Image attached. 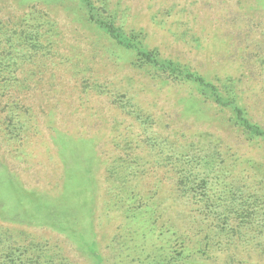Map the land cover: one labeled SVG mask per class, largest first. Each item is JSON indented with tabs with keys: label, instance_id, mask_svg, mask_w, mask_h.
I'll use <instances>...</instances> for the list:
<instances>
[{
	"label": "rangeland",
	"instance_id": "1",
	"mask_svg": "<svg viewBox=\"0 0 264 264\" xmlns=\"http://www.w3.org/2000/svg\"><path fill=\"white\" fill-rule=\"evenodd\" d=\"M92 3L103 16L113 15L117 26L126 32H141L145 47L158 51L162 59L188 67L215 85H231L248 117L264 128V0ZM31 10L35 17L43 16L55 24L47 31L54 38L49 52L53 67L44 63L46 72L36 81L38 90L24 100L34 109L41 132L33 139L35 146L26 147L0 131V230H8L17 243L29 245L33 241L54 247L59 256L56 264H94L96 260L87 255L82 236L93 244L103 262L115 259L125 220L108 204L106 170L117 155L144 157L139 161L145 165L139 189L144 201L152 197L159 178L153 173L148 146L142 142L145 135L154 138L158 132L164 144L167 137L174 136L187 147L188 137L198 135L200 139L203 132L216 142L232 146L241 158L255 159L264 170V150L230 136L228 112L218 113L208 102L197 103L190 98V87L164 84L143 71L129 69L126 60L132 57L125 53L126 59L124 51L108 47L77 0H0L3 17L25 18ZM93 78L111 91L121 89L128 96L135 95L145 113V126H138L127 111L82 93L81 88L86 82L90 87ZM60 139L69 147L60 149ZM84 142L86 149L81 145ZM78 152L83 159L76 165L82 173L77 177L71 173V160ZM262 177L254 176L246 188L263 191ZM161 195L167 197V189ZM166 206L165 216L175 219L192 212L170 201ZM35 208L56 213L59 231L66 235L31 223ZM255 208L258 218L253 219L254 227L241 240H232L231 264H264V203H255ZM71 230L79 234L78 241L67 237ZM7 252L0 249V261ZM225 254L215 253L212 259L209 253L203 259L194 257L193 262L225 264Z\"/></svg>",
	"mask_w": 264,
	"mask_h": 264
},
{
	"label": "trees",
	"instance_id": "2",
	"mask_svg": "<svg viewBox=\"0 0 264 264\" xmlns=\"http://www.w3.org/2000/svg\"><path fill=\"white\" fill-rule=\"evenodd\" d=\"M77 1L108 47H116L124 51L123 56L127 53L132 57L129 60L125 56L129 69L143 71L164 84L190 87L191 99L212 104L218 113H229L226 124L230 136L240 143L264 150V128L248 117L231 85L224 82L215 85L188 67L162 59L158 51L145 47L141 32H126L117 26L113 15L103 16L92 0ZM27 9H31L30 6ZM34 15L31 10L25 18H7L0 11V131H6L9 139H17L26 147L35 146L33 139L41 132L34 109L24 100L33 97L38 90L36 81L46 72L44 63L53 67L49 52L54 38L48 36L47 31L55 24H49L46 22L49 19L43 20V16ZM91 82L90 87L89 82L84 84L82 93H89L120 111H127L138 126H145V113L135 95L128 96L129 93L121 89L111 91L98 78ZM202 133H199L202 140L197 139L198 135L188 137L187 147L174 136L167 137L164 144L158 132L154 138L145 135L142 142L148 146L153 173L156 179L159 178L153 196L147 201L139 189L145 167L139 161L144 157L117 155L113 158L106 170L110 182L108 204L125 220L118 239L120 252L111 262H103L93 244L81 236L87 255L96 260L94 264H194V257L203 259L210 253L215 259V253L219 252L226 253L225 264L234 263L230 247L234 243L232 240L237 237L241 240L249 233L254 227L253 219L258 218L255 203H264V190L259 193L247 189L246 183L254 176H263V181L264 170L255 159L251 162V158H241L232 146L216 142L214 137ZM60 140L58 145L64 150L67 141ZM81 145L86 149L87 143ZM81 159L78 152L71 160L75 168L71 167V173L74 171L77 177L82 174L81 168L76 166ZM163 189H167V197H162ZM168 201L192 212L184 218L167 217ZM33 214L30 220L34 225L61 230L56 213L35 208ZM132 234L139 237L131 239ZM77 236L79 234L73 230L67 234L75 241H78ZM0 249L8 251L0 264H56L59 258L54 247L39 246L33 241L29 245L17 243L8 230H0Z\"/></svg>",
	"mask_w": 264,
	"mask_h": 264
}]
</instances>
